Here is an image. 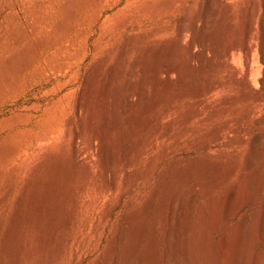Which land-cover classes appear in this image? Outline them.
Listing matches in <instances>:
<instances>
[{"label":"rangeland","instance_id":"374dc122","mask_svg":"<svg viewBox=\"0 0 264 264\" xmlns=\"http://www.w3.org/2000/svg\"><path fill=\"white\" fill-rule=\"evenodd\" d=\"M206 2L0 0V264H149L164 212L191 193L200 229L212 232L196 264L234 259L241 221L251 215L254 229L264 207V0H217L204 23ZM247 24L249 83L260 96L247 92L244 105L232 88L192 115L194 81L216 69L214 49L240 41ZM240 55L229 63L239 68ZM224 100L233 108H218ZM228 199L237 211L222 221ZM262 247L264 238L251 243L243 264Z\"/></svg>","mask_w":264,"mask_h":264},{"label":"bare ground","instance_id":"6f19581e","mask_svg":"<svg viewBox=\"0 0 264 264\" xmlns=\"http://www.w3.org/2000/svg\"><path fill=\"white\" fill-rule=\"evenodd\" d=\"M214 2H217V0H207L206 5L202 10V13H201L202 15L199 18H201L204 23H207L208 18L210 17V15L213 12V8H212L213 5L212 4ZM201 19H200V21H201ZM186 20H187V17L184 16L182 21H181L182 22L181 25H179L178 34L180 36L184 35L186 32V28H185L186 27L185 26ZM195 23H197V22H195ZM196 26L194 25V29L196 28ZM188 31H187V33H188ZM191 31H189V33H191ZM192 33H193V31H192ZM194 33H196V30H194ZM251 35H252L251 24H247V26L245 27V29L243 30V32L240 36V41L233 43V44L226 43L221 48L217 47L214 49V54L216 57H218V59H214V58L212 59V60H215L216 63H218L216 65L214 62V64L216 65V69L213 71L211 70L209 75H207L205 77L203 76V78H201V79H198L195 81L193 80L194 81V83H193L194 84L193 95H194V97L199 98L200 101L198 103H196L195 106L193 107L192 115H195V114L199 113L200 111H204V110L209 109L210 105L204 104V98H210V97L215 96L217 94H220L222 92L229 91L232 88L241 89L244 92V95H243V104L244 105L248 101H250L247 99V97L245 95L247 92L252 93V99L260 96L257 94L258 91L255 89L257 91L256 92L252 88V86H251L252 83L251 84L249 83V82H251V80H249L250 79L249 77L253 71L252 60H251V54L253 52V49H252L251 44H250ZM194 37L196 38V35H194ZM195 41H196V39H193L191 44L193 45L195 43ZM203 41H204V38H202L200 36L199 42L202 43ZM199 42H197V43H199ZM236 51H238L242 54V55H240L241 56L240 62L238 61L240 63V67H239L240 69L237 68L238 66L236 67L235 63H234L235 67L229 63V59L231 58L230 56H232V54ZM258 51H259V60L261 62V66H262V65H264V19H262V22H261V35L259 38ZM191 56H192V60H194V61L196 60L197 63L202 62V60H201L202 56L197 57L194 54H191ZM203 59H205V58H203ZM234 60L232 59L231 62H233ZM236 60H239V59H236ZM238 62H237V65H238ZM207 67H209V66H207ZM210 67H212V66H210ZM199 68H201V67L199 66ZM171 70H172L171 68H167L164 71V73L168 75L171 72ZM157 77H159V71H157ZM193 77H195V76H193ZM262 77L263 78H261L260 84H261V91L264 93V76H262ZM193 81H191L190 83H192ZM143 86H144V84H143ZM188 86H190V85H188ZM156 100H157V98H156ZM218 108H221L223 110H228V109L233 108V103L231 100H224L218 105ZM166 113H168V111L165 112V114ZM245 119H246V117L243 118V122ZM103 126H107V125L104 124ZM241 127H242V125L237 126L238 129H240ZM228 129H230V127L228 125H224L220 131L228 130ZM103 141H106V140H103ZM254 141H255V148L253 149V151L251 153L249 152L250 156L248 157V159L246 161V165H245V170L248 172L252 168L253 162L255 160L259 159V157H261L260 156L261 153L258 150L259 148H261V146L259 148L257 147L258 149H256V146H259L262 143V139L258 138ZM115 144H117V143H115ZM91 147H93V146H91ZM250 147H252V146H250ZM128 148L129 147H127V149ZM131 148H132V146H131ZM131 148H129V150H131ZM92 153H93V151H92ZM105 153H107V152H105ZM126 155H127L126 153L123 154L122 159L127 158L128 156L126 157ZM77 156L78 157L80 156L79 152H78ZM77 156H75V157H77ZM116 156H118V155H116ZM116 156L115 155L109 156L110 158L108 157L109 161H107V162H109L110 165H112L111 163H113V162H115V160H117ZM78 160H79V158H78ZM112 175H114V174H112ZM249 177L247 176L248 179H250ZM242 181H243V178H242ZM107 182H109L108 185L110 186V184H111L110 181H107ZM254 183H255V177L251 176L249 183L248 184L246 183V184L248 187H252ZM112 187L114 188V186H112ZM109 188H111V187H109ZM185 198L186 199L183 200V203L180 205L178 210H176V207H177L176 201H173L169 205L168 210H166L164 212L163 233L161 234L158 228L155 229L154 237H153L152 243H151V251L152 252L150 253L151 259L150 258L149 259L151 261H149V264H174V263H177V264H196V262L199 259H201L202 256H204L206 254V252L210 251V250H208L209 249L208 241L211 238V233H212L211 229H210L211 227L205 228V230L200 229V227H199L201 224L199 225L198 223H199L200 219L202 218L201 217L202 216L201 208H200V205L198 204L199 201H198V203H196V207H195V206H193L194 202H195V195L194 194L191 193V194H189V196H187ZM228 200H227L228 203L225 205V207H223L221 209V212L219 213L220 219L222 221L223 220H229L233 216V214L237 211V209H233V208L230 209L231 205H233V203H232L233 200L232 199H228ZM249 209H250V207H249ZM254 216L256 218L255 214H254ZM250 217H252V216L250 215ZM250 217H249V219L246 218V219H243L241 221L237 235L234 238L235 241H234V243H232V244H234L233 251H232L234 259H231L230 262L228 261L229 263L226 262V264H243L245 256H247V254L249 252L250 244L256 240H260V239L264 238V207H263L261 214H259L258 218H256L257 222H256V226L254 227V229L249 227V225L251 224L250 223V221H251ZM191 219L194 220V224H193L194 226L192 227V229L189 230L188 229V223ZM212 222H211V224H212ZM253 223H254V221H253ZM219 224H221V223H219ZM253 225H255V224H253ZM208 226H209V224H208ZM202 230H204V231H202ZM160 236H163L162 240H160ZM122 240L123 239H121V241ZM120 245H122V243ZM230 247H232V246H230ZM200 249L203 251L202 253H201ZM120 250H118V251H120ZM118 254H120V253H118ZM147 255H145V256H147ZM263 255H264V247L259 249L253 255V257L250 260V264H264ZM143 260H145L144 257H143ZM117 261H119V260H117Z\"/></svg>","mask_w":264,"mask_h":264}]
</instances>
